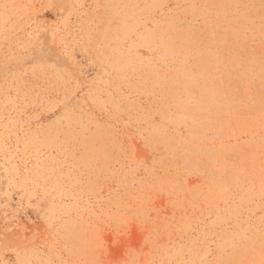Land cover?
I'll list each match as a JSON object with an SVG mask.
<instances>
[{"label":"rangeland","instance_id":"rangeland-1","mask_svg":"<svg viewBox=\"0 0 264 264\" xmlns=\"http://www.w3.org/2000/svg\"><path fill=\"white\" fill-rule=\"evenodd\" d=\"M0 264H264V0H0Z\"/></svg>","mask_w":264,"mask_h":264}]
</instances>
